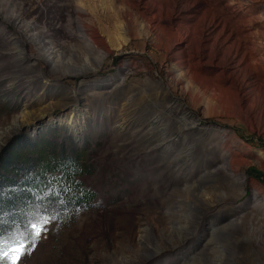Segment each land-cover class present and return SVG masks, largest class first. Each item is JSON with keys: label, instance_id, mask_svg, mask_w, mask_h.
Returning a JSON list of instances; mask_svg holds the SVG:
<instances>
[{"label": "rangeland", "instance_id": "1", "mask_svg": "<svg viewBox=\"0 0 264 264\" xmlns=\"http://www.w3.org/2000/svg\"><path fill=\"white\" fill-rule=\"evenodd\" d=\"M51 129L98 195L25 264H264V0H0V154Z\"/></svg>", "mask_w": 264, "mask_h": 264}, {"label": "trees", "instance_id": "2", "mask_svg": "<svg viewBox=\"0 0 264 264\" xmlns=\"http://www.w3.org/2000/svg\"><path fill=\"white\" fill-rule=\"evenodd\" d=\"M88 152V145L55 129L35 137L19 135L4 147L0 235L22 231L38 214L61 219L93 207L97 191L83 180L92 173Z\"/></svg>", "mask_w": 264, "mask_h": 264}, {"label": "snow or ice", "instance_id": "3", "mask_svg": "<svg viewBox=\"0 0 264 264\" xmlns=\"http://www.w3.org/2000/svg\"><path fill=\"white\" fill-rule=\"evenodd\" d=\"M50 220L51 217L38 214L28 221L22 231L0 235V264H25L36 242L46 233Z\"/></svg>", "mask_w": 264, "mask_h": 264}, {"label": "bare ground", "instance_id": "4", "mask_svg": "<svg viewBox=\"0 0 264 264\" xmlns=\"http://www.w3.org/2000/svg\"><path fill=\"white\" fill-rule=\"evenodd\" d=\"M181 27V26H180ZM183 27V26H182ZM202 32V31H201ZM184 32L182 31V29L179 30V38L183 37ZM185 35V34H184ZM178 38V39H179ZM184 38V37H183ZM181 40V39H180Z\"/></svg>", "mask_w": 264, "mask_h": 264}]
</instances>
